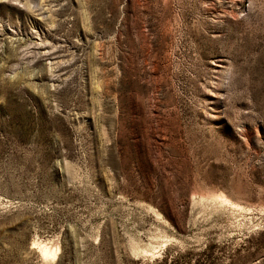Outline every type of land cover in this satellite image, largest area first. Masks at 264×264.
<instances>
[{
	"label": "rangeland",
	"instance_id": "374dc122",
	"mask_svg": "<svg viewBox=\"0 0 264 264\" xmlns=\"http://www.w3.org/2000/svg\"><path fill=\"white\" fill-rule=\"evenodd\" d=\"M0 264H264V0H0Z\"/></svg>",
	"mask_w": 264,
	"mask_h": 264
},
{
	"label": "bare ground",
	"instance_id": "6f19581e",
	"mask_svg": "<svg viewBox=\"0 0 264 264\" xmlns=\"http://www.w3.org/2000/svg\"><path fill=\"white\" fill-rule=\"evenodd\" d=\"M46 251H48V249Z\"/></svg>",
	"mask_w": 264,
	"mask_h": 264
}]
</instances>
